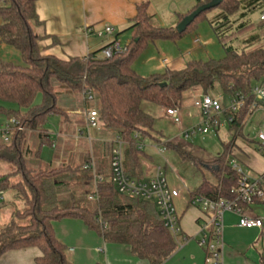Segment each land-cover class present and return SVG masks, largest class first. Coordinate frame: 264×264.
<instances>
[{"label": "trees", "instance_id": "trees-1", "mask_svg": "<svg viewBox=\"0 0 264 264\" xmlns=\"http://www.w3.org/2000/svg\"><path fill=\"white\" fill-rule=\"evenodd\" d=\"M1 1L0 44L18 51L23 64L0 61V114L15 118L24 130L15 129L10 141L0 144V164L10 168L0 175V192L4 193L0 209L15 203L23 207L13 206L11 221L0 229V258L9 251L38 248L42 256L36 259V264H72L66 256V246L56 237L53 223L79 219L106 243L130 246L138 258L163 264L176 251L178 243L164 226L155 203L122 195L112 183L113 144L95 143L92 152H79L69 158L63 156L59 146L53 147L55 137L46 128L49 117L58 115L68 121L70 116L59 106L61 93H57L55 83L66 89L68 95H82L85 88L94 92L101 125L128 142L125 150L128 176L141 179L145 153L138 144L147 138L161 142L153 134L160 133L154 128V119L142 109L144 103L180 108L189 91L199 88L207 94L216 83L228 96H247L252 86L264 79V21L260 20L262 24L257 27L247 19L261 7L262 0H222L215 8L221 12L209 24L224 47V58L195 60L183 69L168 68L149 76L134 69L148 45L159 40H181L195 29L199 18L214 9L201 14L184 33H178L176 28L157 27L153 16L148 14V4H142L126 30L130 36L126 52L102 59L98 55L104 47L87 58L63 61L42 54L39 46L42 37L33 30V25H41L36 11L38 0ZM210 2L199 0L190 13L181 16L180 22ZM256 29V36L250 40L260 41L254 48L239 52L227 45L231 39ZM84 109H88L86 105ZM249 109L250 104L229 124L235 130L233 139L209 166L200 169L195 158H188L202 176V183L190 194L191 198H233L238 175L229 160L236 139L243 136ZM34 135L39 147L32 153L29 141ZM44 146L54 151L50 163L42 160ZM92 157L94 170L82 169ZM56 161L60 162L57 166ZM95 174L103 181L96 182ZM96 195L98 198L94 200ZM101 222L107 224V229H102Z\"/></svg>", "mask_w": 264, "mask_h": 264}, {"label": "crops", "instance_id": "crops-1", "mask_svg": "<svg viewBox=\"0 0 264 264\" xmlns=\"http://www.w3.org/2000/svg\"><path fill=\"white\" fill-rule=\"evenodd\" d=\"M198 2L199 0H38L36 11L41 25H33V30L36 35L42 37L39 46L44 56H54L63 61L75 58L83 59L94 53H100L104 47L116 40L122 46H128L130 36L126 30L132 25L137 15V8L142 4H148V14L153 16L154 24L157 27L176 28L180 23L181 16L190 13ZM241 12H247V10ZM105 26L113 27L116 31L115 35L101 38L93 34H86L88 28L101 30ZM196 37L200 38L197 29L191 33L190 38L179 44L181 45L178 47L179 53L171 50V56L176 58V62L172 63L169 69L180 70L191 61L201 60L192 59L188 62L189 58L200 56L202 47L208 44L207 42L205 46L195 44ZM191 42L193 43L192 48L190 47ZM7 48L5 44H0L1 50ZM98 56L101 58L102 54L100 53ZM143 59V62L146 63L152 58L144 57ZM134 69L136 70L135 65ZM166 69L168 68L160 61L157 69H154L155 71L151 75L162 73ZM202 94L199 88H195L189 93L190 96L196 97ZM76 96L75 93L68 95L72 99H76ZM79 97L82 107L80 105L75 108L62 107L70 114L78 113V111L84 112L83 119L78 122L75 133L85 125V104L81 94ZM86 106L88 109L91 108V104L87 103ZM144 106L148 107V104L142 105L143 111L147 113ZM74 109L76 111H73ZM160 110L163 112L164 108H160ZM147 114L153 118L151 114ZM92 133H94L93 130L90 131V136L94 143H111L113 141L102 137L94 138ZM62 136V133L58 134L53 142L57 145ZM180 138L184 137L180 134ZM152 141L154 145L149 147L153 152L156 151L159 154L160 146L165 148L167 145L175 146L178 141L180 142V139L179 137L169 139L163 135L160 143ZM141 143L144 145L145 154L141 162L142 176L139 180H148L153 177L157 168L149 165V162L153 161V157L145 150V142ZM162 170L166 176L165 170L163 168ZM180 182L182 187L186 188V183ZM182 187L176 189L180 191V196L174 201L179 216L181 237L176 251L163 264H206V252L197 243L205 217L203 212L199 208L191 206L190 202L181 203ZM170 188L172 187L170 186ZM239 222L240 217L233 213H226L224 216L223 264H264L260 232L256 229L242 228L239 226ZM53 227L56 237L66 246L73 261L72 264H151L134 255L130 246L106 243L96 231L90 230L82 220L63 219L54 222ZM41 256L42 253L38 248L9 251L0 258V264H36V259Z\"/></svg>", "mask_w": 264, "mask_h": 264}, {"label": "rangeland", "instance_id": "rangeland-1", "mask_svg": "<svg viewBox=\"0 0 264 264\" xmlns=\"http://www.w3.org/2000/svg\"><path fill=\"white\" fill-rule=\"evenodd\" d=\"M260 6L261 7L259 9L250 13L247 18L248 20L256 24L257 27L262 24L260 22V16L264 12V0H262ZM220 12V10L214 9L212 11L207 12L205 16H202L196 21L194 30L197 29L199 37L203 40L205 45L207 43L208 44L206 46L198 44L201 46H205L201 49V55L195 56L194 58H189L188 62L192 59L210 61L224 58V47L218 41L212 27L209 24V21ZM193 31L186 34L181 40L177 42L166 40L151 42L148 45L146 51L136 60L134 64L136 70L143 76H149L155 71L154 69H157L158 64H160V61L162 64L164 60H168L171 65L172 63H175L176 58L171 56V50H175L179 53L178 47L181 46L179 44H181L182 41L190 38L191 33ZM256 32L257 29L256 31L249 32L243 36L233 38L229 41L227 45L231 46L239 52L254 48L256 45H258L260 41L250 40L252 37L256 36ZM190 47H193L192 42L190 44ZM144 57H146L147 59L148 57H151L152 59L147 60V62L145 63L143 62ZM101 58L104 59L103 57ZM0 61H10L17 65L23 64L20 53L11 47H8L5 50L0 49ZM55 87L57 93H61L59 94L60 107L75 108L79 105L80 107H82V102L79 95L76 96V99L68 98L66 89L60 87L58 83H55ZM191 91H189L184 96L181 109L179 108L183 122L181 128L177 126L171 119L166 117L165 111L169 108H164V111L161 112L160 108L163 107L151 103H146L148 104V107L144 106L145 111L151 114L155 120V129L160 132L159 134L153 133L154 136L157 137V139L161 140L163 135L169 139H175L177 137H179L180 139V142L178 141V143L175 145L176 147L174 145H170L171 147H168L167 145L164 154H161L160 152L158 154L156 151L153 152L151 150L149 146L154 145L152 139L147 138L144 142L146 145L145 150L153 157V161H150L149 165H151V167L153 166L156 168H163L166 172L168 183L172 188H181L183 185L180 181L186 183V188L182 187V204L190 202L191 197L189 193H193L198 190L202 178L201 173L197 169V166H194V164L188 158H195L198 162V167L200 169L209 166L211 161L216 160L220 155L224 153L225 145L229 144L232 141L233 136L235 134V130L230 129L225 115H222L219 118L221 126L216 133H209L207 135H203L201 132H197L193 134L190 139L186 140L185 138H180L181 130L189 131L199 127L202 124L201 115L193 106L194 95H189ZM202 95H204V93ZM205 95H210L213 97L222 96L223 101L221 102V104L223 108H228L230 105L228 95H226L220 89L218 83H216V87L213 90H211ZM84 104L87 105V103L85 102ZM90 104V109L96 108L95 102H92ZM73 111H76V109H74ZM83 113L84 112L78 111V113L70 114L68 119L69 121H66L63 117L58 115L51 116L48 119L46 128L49 130V133L55 138L60 133H62L63 135L62 137H60L57 146L60 147L65 158H69L79 152H92V149L95 148V143L92 140L90 141L87 139L88 135H86L84 138H81L78 136L77 133H75V129L77 127L78 122L82 121L83 119ZM262 115V112H254L253 116L249 118L247 125L243 130V136H240L236 139L235 145L232 148L231 152V156L233 155L239 159L240 165L242 166L244 171L250 176L264 173V156L260 150L263 146L258 139V134L263 130L264 127ZM9 118L10 117H7L5 114H0V144L6 143L4 140L5 138L3 130ZM93 132L94 133H92V136L94 138L102 137L113 141L116 139L117 135L114 130L105 129L102 125H100L99 128L93 130ZM89 137L91 139L90 133ZM38 147V137L37 135H34L29 141V150L33 153ZM53 154L54 151L51 147L44 146L41 153L43 162L50 163L53 159ZM59 163V161H56L54 162V165L57 166L59 165ZM9 169L10 168L8 165L0 164V175L6 173ZM206 173L208 174V171H206ZM5 197L9 201L12 200L10 195H6ZM13 206L20 209L23 208L20 203H15L13 205L0 209V229L11 221ZM251 209L253 214L259 215L261 216V218H264V204L253 205L251 206ZM69 255L70 254L68 253V251H66V256L68 260L73 263Z\"/></svg>", "mask_w": 264, "mask_h": 264}, {"label": "built area", "instance_id": "built-area-1", "mask_svg": "<svg viewBox=\"0 0 264 264\" xmlns=\"http://www.w3.org/2000/svg\"><path fill=\"white\" fill-rule=\"evenodd\" d=\"M2 5L3 1L0 0V7ZM260 20L264 21V12L261 14ZM115 33V29L111 26H105L101 30L88 28L86 31V34H93L101 38L112 37ZM194 43L205 45L198 37L194 39ZM126 51L127 46H122L116 40L107 45L101 54L104 59H111L115 53H124ZM163 65L166 68L171 67V63L168 60H164ZM82 95L85 103L90 104L94 102V92L91 89L85 88ZM228 97L230 105L228 108H223L221 104L223 101L222 96L213 97L205 94L199 97L194 96L193 106L201 115L202 124L189 131L181 130V136L187 140L197 132H201L203 135L216 133L221 126L220 116L225 115L228 124H231L248 104H250V109L244 129L254 112H262V121L264 122V79L253 85L247 96L235 94ZM165 115L181 128L182 116L179 108H169L165 111ZM100 125L99 112L96 109H87L85 111V125L77 131V134L81 138L88 135L87 139L91 141L92 139L89 137L90 131L99 128ZM15 129L17 131L24 130L15 118L10 117L3 130L6 143L10 141V135ZM135 137H139V133ZM258 139L263 146L260 149L262 153L264 152V127L259 132ZM111 143L113 144L111 154V181L116 186L118 192L128 197L155 203L164 226L179 244L181 229L174 201L180 196V191L170 188L162 168H157L153 177L148 180H139L128 176L125 166V150L128 142L118 136ZM53 147H55V143H53ZM138 148L143 150L144 145L139 143ZM158 150L161 154H164L166 148L160 146ZM229 165L238 175L237 184L232 189L233 198L216 200L196 196L191 198L190 201L191 206L199 208L205 217L197 243L206 252V264H223V224L226 213H233L239 216L240 227L258 230L264 251V218L255 217V214L250 209L253 205L264 204V173L253 176L248 175L240 165L239 159L233 155L230 157ZM91 168L94 170L93 157L82 167V169ZM95 181L102 182L103 178L95 174ZM97 198V195L93 197L94 200ZM3 199L4 193L0 192V201ZM101 226L103 230L108 227L103 222H101Z\"/></svg>", "mask_w": 264, "mask_h": 264}, {"label": "water", "instance_id": "water-1", "mask_svg": "<svg viewBox=\"0 0 264 264\" xmlns=\"http://www.w3.org/2000/svg\"><path fill=\"white\" fill-rule=\"evenodd\" d=\"M222 0H211L210 3L204 4L186 16L176 27L178 33H184L190 25L204 12L215 9L220 6Z\"/></svg>", "mask_w": 264, "mask_h": 264}]
</instances>
